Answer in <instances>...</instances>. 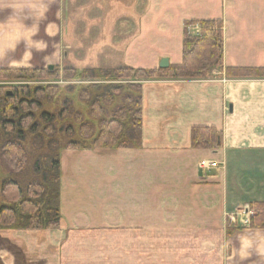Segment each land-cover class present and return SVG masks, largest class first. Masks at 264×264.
<instances>
[{
    "label": "crops",
    "instance_id": "0c3cea01",
    "mask_svg": "<svg viewBox=\"0 0 264 264\" xmlns=\"http://www.w3.org/2000/svg\"><path fill=\"white\" fill-rule=\"evenodd\" d=\"M210 19L223 69L140 81V146L61 151L58 228L0 229V264H264V228L226 236L264 203V77L225 74L264 68V0H0V68L179 64L185 22ZM196 126L222 146L192 148Z\"/></svg>",
    "mask_w": 264,
    "mask_h": 264
},
{
    "label": "trees",
    "instance_id": "16d2710c",
    "mask_svg": "<svg viewBox=\"0 0 264 264\" xmlns=\"http://www.w3.org/2000/svg\"><path fill=\"white\" fill-rule=\"evenodd\" d=\"M196 25L197 32L188 27ZM182 59L166 68H0V229H54L60 224V154L66 149L138 148L142 80H193L223 69L220 20L185 22ZM228 77H264V68L225 69ZM93 79L62 88L60 78ZM15 83V85H6ZM8 92H10L8 94ZM221 132L196 126L192 148L218 149ZM249 228H264L255 203ZM236 228H226V236Z\"/></svg>",
    "mask_w": 264,
    "mask_h": 264
},
{
    "label": "rangeland",
    "instance_id": "374dc122",
    "mask_svg": "<svg viewBox=\"0 0 264 264\" xmlns=\"http://www.w3.org/2000/svg\"><path fill=\"white\" fill-rule=\"evenodd\" d=\"M197 26L196 25H193V26H189L188 27V30L189 32L193 33L194 31V28H196ZM47 68V67H45ZM59 69L60 71L62 69L59 68V66H55L53 65V69ZM93 82L94 80L93 79H80V78H62L60 76V78L58 79H52V80H49V81H44V82H30L29 84H44V83H48V82H52L54 84H57L59 85V87L62 88V92L64 93L63 91V88L68 86V85H74L75 87H82V86H85L86 84L90 83V82ZM6 85H15V83H7ZM254 208V207H253ZM256 215V210H255V213L252 209H246V210H242L241 213L238 215V217H236V215L234 216V213L231 212V213H228L227 214V224H226V228H236L237 225V221L240 222V220H242V223L243 225H246L247 227L249 226L250 224V218L252 216H255ZM239 218V219H238ZM249 228V227H248Z\"/></svg>",
    "mask_w": 264,
    "mask_h": 264
},
{
    "label": "water",
    "instance_id": "95a60500",
    "mask_svg": "<svg viewBox=\"0 0 264 264\" xmlns=\"http://www.w3.org/2000/svg\"><path fill=\"white\" fill-rule=\"evenodd\" d=\"M166 67H168V60L166 58H162L160 60V63H159V68H166ZM47 69L52 70L53 69V66L52 65H48L47 66ZM9 93L10 92H8V94Z\"/></svg>",
    "mask_w": 264,
    "mask_h": 264
},
{
    "label": "built area",
    "instance_id": "2783aa9c",
    "mask_svg": "<svg viewBox=\"0 0 264 264\" xmlns=\"http://www.w3.org/2000/svg\"><path fill=\"white\" fill-rule=\"evenodd\" d=\"M194 29H195V30H196V32H197V30H198V27H196V28H194ZM195 30H194V31H195Z\"/></svg>",
    "mask_w": 264,
    "mask_h": 264
}]
</instances>
